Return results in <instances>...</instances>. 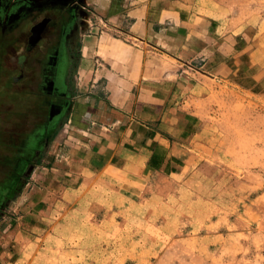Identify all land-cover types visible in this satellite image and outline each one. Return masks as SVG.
<instances>
[{
    "label": "rangeland",
    "instance_id": "374dc122",
    "mask_svg": "<svg viewBox=\"0 0 264 264\" xmlns=\"http://www.w3.org/2000/svg\"><path fill=\"white\" fill-rule=\"evenodd\" d=\"M8 1L35 2L36 16L50 13L49 5L42 8L50 0ZM218 1L236 24L249 23L235 49H257L252 58L262 68L252 74H264V0ZM13 92L0 111V264H264V94L224 89L204 101L196 159L169 182L129 199L93 183L59 189L66 185L64 165L43 153L56 155L53 138L67 102L43 101L36 119L39 96L20 84ZM50 119L52 128L42 131ZM46 194L42 211L34 213ZM16 223L25 233L19 242L10 235Z\"/></svg>",
    "mask_w": 264,
    "mask_h": 264
},
{
    "label": "crops",
    "instance_id": "0c3cea01",
    "mask_svg": "<svg viewBox=\"0 0 264 264\" xmlns=\"http://www.w3.org/2000/svg\"><path fill=\"white\" fill-rule=\"evenodd\" d=\"M51 2L66 18L51 66L58 93L76 57L66 78L68 111L53 138L56 155L43 153L64 165L59 189L93 183L133 199L196 159L204 101L224 89L264 94V74H252L262 68L252 58L258 50L235 49L249 23L236 24L218 0ZM18 225L10 234L16 242L25 236Z\"/></svg>",
    "mask_w": 264,
    "mask_h": 264
},
{
    "label": "flooded vegetation",
    "instance_id": "af4514ba",
    "mask_svg": "<svg viewBox=\"0 0 264 264\" xmlns=\"http://www.w3.org/2000/svg\"><path fill=\"white\" fill-rule=\"evenodd\" d=\"M34 3L20 2L17 6V4L9 3L8 0H0V5H4L5 13H7L5 16L6 29L0 37V87H3V90H0V111L2 110L1 104L8 102V100L3 101L4 98H11L16 85L20 84L24 90L30 92V96L32 93L36 97L39 96L38 104L33 108L36 109V119H40L42 118L43 101L53 99L57 103L67 100L66 89L64 94L60 91L58 93L60 89H57V85L51 82L55 70L51 66L59 58L60 53L57 46L62 40V23L66 18H63L65 15L58 10L56 4L47 1L42 3V8L49 5L50 13L33 15L32 10L37 8ZM24 25L29 26L28 31H24ZM63 57L66 59V54ZM16 70H18L17 74L12 75L11 73ZM8 77L11 78V82H8ZM34 86L38 87V90L32 92ZM7 89L13 90L12 93H9ZM44 105L47 106V103ZM50 120L43 125L42 129L49 122H53ZM32 137L38 138L40 135L38 133Z\"/></svg>",
    "mask_w": 264,
    "mask_h": 264
}]
</instances>
